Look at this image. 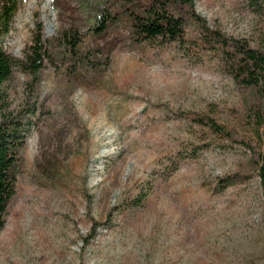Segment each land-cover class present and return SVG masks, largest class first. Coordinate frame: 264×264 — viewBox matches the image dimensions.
<instances>
[{"label": "rangeland", "instance_id": "374dc122", "mask_svg": "<svg viewBox=\"0 0 264 264\" xmlns=\"http://www.w3.org/2000/svg\"><path fill=\"white\" fill-rule=\"evenodd\" d=\"M148 2L22 0L3 37L14 71L0 121L2 108L37 113L0 264H264L252 92L209 54L134 41L129 14ZM194 3L210 26L264 49V0ZM37 23L48 53L33 73L23 63ZM187 112L210 113L237 141Z\"/></svg>", "mask_w": 264, "mask_h": 264}, {"label": "trees", "instance_id": "16d2710c", "mask_svg": "<svg viewBox=\"0 0 264 264\" xmlns=\"http://www.w3.org/2000/svg\"><path fill=\"white\" fill-rule=\"evenodd\" d=\"M259 1V0H255ZM22 0H0V106L5 94L4 85L13 76L14 61L3 45V37L12 27ZM130 36L136 42L161 38L166 42H179L186 53L209 54L224 66L235 82L252 92L254 103L251 117L261 130L262 146L256 155V168L264 200V49L251 46L246 40L227 35L195 9L194 0H149L147 5L129 14ZM33 42L23 65L30 72H38L44 64L47 49L43 42L42 25L36 24ZM104 31V22L95 32ZM75 53V52H74ZM0 121V230L6 224L7 209L16 194L18 177L23 162L22 149L35 126L36 104L20 110L2 108ZM211 132L237 141L235 133L210 113L187 112L181 114ZM248 147V142L242 140ZM238 175H228L218 183L224 190L235 183Z\"/></svg>", "mask_w": 264, "mask_h": 264}]
</instances>
